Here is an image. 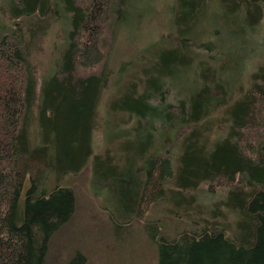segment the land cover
<instances>
[{
  "label": "trees",
  "instance_id": "obj_1",
  "mask_svg": "<svg viewBox=\"0 0 264 264\" xmlns=\"http://www.w3.org/2000/svg\"><path fill=\"white\" fill-rule=\"evenodd\" d=\"M7 1L10 6L0 0L7 11L4 19L0 16V264H47L53 237L76 212L75 191L62 179L92 158L108 76L107 39L124 17L126 0ZM178 3V43L158 55L155 72L145 69L142 84L132 81L110 105L134 117L135 125L123 133L139 142L128 140L121 147L124 165L93 158L94 179L109 186L108 195L114 193L118 203L114 209L127 223L142 214L144 205L160 200L195 212L189 206L196 199L190 194L194 189L204 182L225 183L223 203L239 215L235 231L229 234L225 226L207 221L199 230L163 235L156 241V264H264V63L238 99L228 98L216 69L200 66L186 99L153 101L162 98L165 79L192 63L189 43L208 5L239 22L242 31L263 20L264 0ZM62 20L69 23L66 42L54 60L56 71L44 77L38 94L32 61L50 27ZM201 44L211 50L217 45ZM227 101L228 131L212 142L205 134L212 123L208 116ZM147 226L152 235L158 232L156 223ZM66 264L92 263L77 249Z\"/></svg>",
  "mask_w": 264,
  "mask_h": 264
},
{
  "label": "rangeland",
  "instance_id": "obj_2",
  "mask_svg": "<svg viewBox=\"0 0 264 264\" xmlns=\"http://www.w3.org/2000/svg\"><path fill=\"white\" fill-rule=\"evenodd\" d=\"M6 5H9L7 0ZM210 5L205 17L196 24V34L193 42L189 43L192 63L183 67L174 78L165 79L162 98L156 97L154 102L160 100L162 103L178 104L186 99L200 66L217 70L215 77L218 76L217 80L219 77L223 79L228 98L233 96V99H238L251 86L252 74L264 63V18L255 28L240 31L239 22L223 18V12ZM178 6V0H126L123 6L124 17L114 25L107 39L108 76L99 100L92 158L81 171L62 179L63 184L71 186L75 191L76 212L53 237L47 264H66L77 249L92 264H156V241L163 235L172 238L183 229L199 230L207 221L225 226L229 234L235 231L239 215L227 209L223 203L229 189L225 183L204 182L194 189L190 194L196 199L189 206L195 212L185 210L184 206L179 207L181 203L177 201L160 200L144 205L142 214L127 223L122 214L114 209L118 203L114 202V193L111 197L108 195L109 186L97 184L94 179L93 158L100 157L108 159L112 164L124 165L126 161L121 147L128 140L139 142L138 138L125 137L123 133L135 125L134 117L114 112L110 105L113 99L128 89L132 81L139 83L138 86L142 84L145 69L155 72L158 55L178 43L174 20ZM5 10L6 7L0 3V16L3 19V14L7 12ZM214 14H217L215 18L212 17ZM209 18L212 20L209 21ZM0 23L3 21L0 20ZM68 24L63 20L54 23L41 50L34 55L32 76L38 94L44 77L56 71L54 60L62 53ZM215 33L220 40L215 38ZM201 41H215L217 45L211 50L205 48ZM229 105L230 101L218 104L208 116L212 117V123L208 125L205 134H209L212 142L228 131L224 116ZM35 118L34 108L32 119ZM37 134H33L34 139L41 142L42 138ZM176 143L171 145V153L174 152V155ZM192 195H188V198ZM152 222L158 225V232L154 235L147 226Z\"/></svg>",
  "mask_w": 264,
  "mask_h": 264
}]
</instances>
